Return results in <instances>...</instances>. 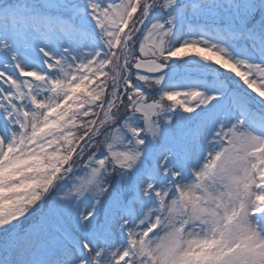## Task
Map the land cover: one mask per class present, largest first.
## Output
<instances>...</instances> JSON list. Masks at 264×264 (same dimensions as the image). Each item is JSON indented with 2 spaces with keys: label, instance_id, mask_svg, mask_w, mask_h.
<instances>
[{
  "label": "snow or ice",
  "instance_id": "snow-or-ice-1",
  "mask_svg": "<svg viewBox=\"0 0 264 264\" xmlns=\"http://www.w3.org/2000/svg\"><path fill=\"white\" fill-rule=\"evenodd\" d=\"M0 264H264V0H0Z\"/></svg>",
  "mask_w": 264,
  "mask_h": 264
}]
</instances>
